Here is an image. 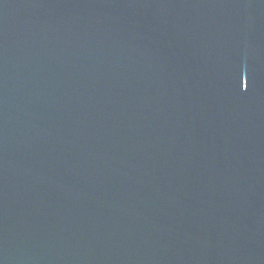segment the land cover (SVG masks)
Instances as JSON below:
<instances>
[{"label": "water", "instance_id": "95a60500", "mask_svg": "<svg viewBox=\"0 0 264 264\" xmlns=\"http://www.w3.org/2000/svg\"><path fill=\"white\" fill-rule=\"evenodd\" d=\"M0 264H264V0H0Z\"/></svg>", "mask_w": 264, "mask_h": 264}]
</instances>
